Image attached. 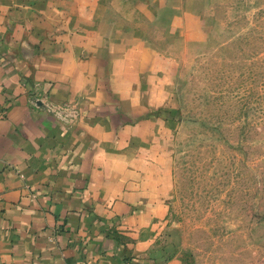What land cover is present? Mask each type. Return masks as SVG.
Here are the masks:
<instances>
[{
    "label": "crops",
    "instance_id": "0c3cea01",
    "mask_svg": "<svg viewBox=\"0 0 264 264\" xmlns=\"http://www.w3.org/2000/svg\"><path fill=\"white\" fill-rule=\"evenodd\" d=\"M168 3L0 0V264H182L149 111Z\"/></svg>",
    "mask_w": 264,
    "mask_h": 264
},
{
    "label": "rangeland",
    "instance_id": "374dc122",
    "mask_svg": "<svg viewBox=\"0 0 264 264\" xmlns=\"http://www.w3.org/2000/svg\"><path fill=\"white\" fill-rule=\"evenodd\" d=\"M166 1L149 110L174 121L163 239L182 264H264V0Z\"/></svg>",
    "mask_w": 264,
    "mask_h": 264
}]
</instances>
